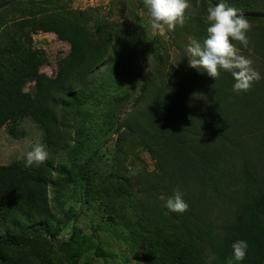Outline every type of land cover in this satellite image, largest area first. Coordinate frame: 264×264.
<instances>
[{"label": "trees", "instance_id": "trees-1", "mask_svg": "<svg viewBox=\"0 0 264 264\" xmlns=\"http://www.w3.org/2000/svg\"><path fill=\"white\" fill-rule=\"evenodd\" d=\"M41 3L0 0V128L7 126L10 136L22 139L25 133L18 122L29 116L51 144L58 126L54 107L78 100L79 88L106 55L109 42L106 34L88 36L53 14L27 8ZM17 8V16L2 20ZM242 13L248 21L264 18V13ZM37 32L55 34L70 47L52 78L39 72L46 57L32 47ZM142 54L145 59L147 49ZM25 79L34 81V95L23 91L20 81ZM234 82L227 72L206 87L203 97L191 89L197 100L154 101L145 112L134 114L128 126L129 133L155 141L148 151L156 171L134 173L130 180L162 197L161 207L149 208L148 222L173 264H227L232 244L241 239L249 247L239 264H264V86L256 82L250 91L237 94ZM180 87L174 90L177 99ZM146 88L145 79L140 98ZM49 171L47 161L31 168L24 161L0 165V233L9 226L21 230L17 245L37 264H53L42 238L49 217ZM177 189L189 205L183 214L165 207ZM76 230L74 226L72 238ZM202 248L210 251L209 263ZM1 251L0 245V256ZM0 264L31 262L19 254Z\"/></svg>", "mask_w": 264, "mask_h": 264}, {"label": "rangeland", "instance_id": "rangeland-1", "mask_svg": "<svg viewBox=\"0 0 264 264\" xmlns=\"http://www.w3.org/2000/svg\"><path fill=\"white\" fill-rule=\"evenodd\" d=\"M38 1L43 3L27 8L53 14L88 36L106 34L109 43L106 55L79 88L78 100L54 107L58 122L54 142L46 143L42 129L29 116H23L18 126L24 138L10 136L7 126L0 128V165L23 162L25 153L36 143L46 146L49 217L42 238L53 264H173L148 222L149 208L156 204L161 207L162 197L145 192L130 180L134 173L156 171L148 151L155 141L149 135L127 130L132 116L145 112L154 101L197 100L192 90L204 96L215 79L189 67L185 48L189 38L202 41L206 36L207 9L214 5L209 0H188L182 26L174 31L166 26L154 31L143 0ZM223 2L240 12L264 13V0ZM18 9L4 13L2 20L13 19ZM249 23V46L237 49L253 61V68L261 75L258 82L264 86V18ZM32 40V47L42 50L46 57L39 72L54 77L69 53V44L52 33L37 32ZM225 73L221 71L220 77ZM145 79L147 88L140 98ZM20 83L23 91L35 94L32 79ZM178 87L181 95L177 99L174 90ZM74 226L77 230L72 238ZM20 240L21 230L14 226L0 233V262L23 254L31 264H37L26 248L17 245ZM202 250L209 263L210 251Z\"/></svg>", "mask_w": 264, "mask_h": 264}, {"label": "clouds", "instance_id": "clouds-1", "mask_svg": "<svg viewBox=\"0 0 264 264\" xmlns=\"http://www.w3.org/2000/svg\"><path fill=\"white\" fill-rule=\"evenodd\" d=\"M147 9L151 28L162 31L165 26L174 31L187 19L188 0H143ZM205 22L208 24L206 36L201 40L189 38L185 48L189 59V67L206 72L209 77L219 79L221 71L231 74L234 78L233 91L237 94L248 92L261 75L253 68V61L239 54L236 45L239 42L245 49L249 46L247 33L251 25L240 10L228 6L221 0L214 7L207 9ZM49 158V152L42 143H36L24 156V167H39ZM165 207L173 213H185L189 205L183 194L177 189L166 201ZM232 256L227 264H239L246 257L248 242L238 240L232 244ZM214 259V258H213Z\"/></svg>", "mask_w": 264, "mask_h": 264}]
</instances>
